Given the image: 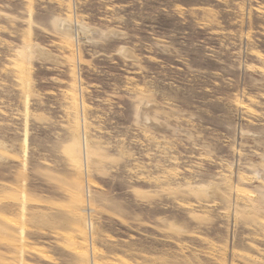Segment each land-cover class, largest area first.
<instances>
[{"label":"rangeland","instance_id":"rangeland-1","mask_svg":"<svg viewBox=\"0 0 264 264\" xmlns=\"http://www.w3.org/2000/svg\"><path fill=\"white\" fill-rule=\"evenodd\" d=\"M0 264H264V0H0Z\"/></svg>","mask_w":264,"mask_h":264},{"label":"bare ground","instance_id":"bare-ground-1","mask_svg":"<svg viewBox=\"0 0 264 264\" xmlns=\"http://www.w3.org/2000/svg\"><path fill=\"white\" fill-rule=\"evenodd\" d=\"M59 26H60V27H63V26H66V24L61 20V21H59ZM65 28H66V27H65ZM65 28H63V29H65ZM39 53L43 54V53H45V50L40 49V50H39ZM46 54H47V53H46Z\"/></svg>","mask_w":264,"mask_h":264}]
</instances>
